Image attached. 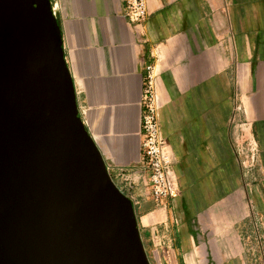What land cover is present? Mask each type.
Listing matches in <instances>:
<instances>
[{
  "label": "crops",
  "instance_id": "0c3cea01",
  "mask_svg": "<svg viewBox=\"0 0 264 264\" xmlns=\"http://www.w3.org/2000/svg\"><path fill=\"white\" fill-rule=\"evenodd\" d=\"M146 5L137 29L123 0H56L82 123L133 204L150 264H264V0ZM148 64L179 183L158 206L139 166ZM245 126L247 163L236 149Z\"/></svg>",
  "mask_w": 264,
  "mask_h": 264
},
{
  "label": "water",
  "instance_id": "95a60500",
  "mask_svg": "<svg viewBox=\"0 0 264 264\" xmlns=\"http://www.w3.org/2000/svg\"><path fill=\"white\" fill-rule=\"evenodd\" d=\"M0 264H150L80 118L50 0H0Z\"/></svg>",
  "mask_w": 264,
  "mask_h": 264
},
{
  "label": "built area",
  "instance_id": "2783aa9c",
  "mask_svg": "<svg viewBox=\"0 0 264 264\" xmlns=\"http://www.w3.org/2000/svg\"><path fill=\"white\" fill-rule=\"evenodd\" d=\"M124 16L135 28L142 29L147 17L146 0H123ZM56 0H50L54 14ZM160 100L157 92V73L154 65L145 67L140 94V169L146 176L155 205L178 196L179 183L173 170L169 147L162 134L158 111ZM239 109V108H238ZM240 110V109H239Z\"/></svg>",
  "mask_w": 264,
  "mask_h": 264
},
{
  "label": "rangeland",
  "instance_id": "374dc122",
  "mask_svg": "<svg viewBox=\"0 0 264 264\" xmlns=\"http://www.w3.org/2000/svg\"><path fill=\"white\" fill-rule=\"evenodd\" d=\"M232 82V89H233V104H237V105H239L240 104V102H238L237 101V95H236V92H235V81L233 80V81H231ZM237 105H235V112H240V110H238V109H236V106ZM233 115H234V113H233ZM245 123H246V121H245ZM233 126H235V123H233ZM247 128H246V126L245 127H243V129L240 127V130H239V140H240V142H239V144L237 145V153H238V155H240V156H243V162H245V163H247V161H248V159H247V153L249 152L250 153V146H249V140H248V138H247ZM111 176V175H110ZM111 178H113V179H115V178H118L119 179V177H112L111 176ZM123 187H124V185H123ZM140 193H141V191H139Z\"/></svg>",
  "mask_w": 264,
  "mask_h": 264
}]
</instances>
